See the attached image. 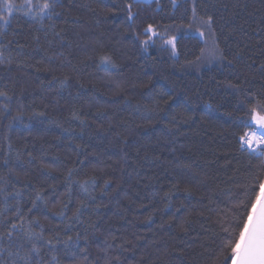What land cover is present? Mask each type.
Listing matches in <instances>:
<instances>
[{"label": "trees", "instance_id": "16d2710c", "mask_svg": "<svg viewBox=\"0 0 264 264\" xmlns=\"http://www.w3.org/2000/svg\"><path fill=\"white\" fill-rule=\"evenodd\" d=\"M12 2L0 264H223L222 224L264 179L239 142L264 105V0Z\"/></svg>", "mask_w": 264, "mask_h": 264}, {"label": "snow or ice", "instance_id": "6c2138e0", "mask_svg": "<svg viewBox=\"0 0 264 264\" xmlns=\"http://www.w3.org/2000/svg\"><path fill=\"white\" fill-rule=\"evenodd\" d=\"M53 7L54 0L53 2L44 0L37 15H46ZM128 7L129 19H132L131 5ZM0 8L11 14L13 11L12 0H0ZM0 20L7 22L4 16H0ZM204 23L210 29L211 17ZM147 33H151V35L142 41L145 46L154 43L153 37L159 36L160 39H163V35L157 33L152 25H148L145 30V34ZM200 36L203 37L204 33L201 32ZM166 43L173 44V41L170 40ZM173 53H175L174 44ZM0 95H4V93L0 92ZM245 116L249 118L242 120V126L250 128L252 131H246L240 136L241 148L247 145V149L253 153L264 152V148H254V145H264V105L253 106L250 111L245 113ZM253 125L256 127L253 128ZM245 195L246 198L235 205V214L232 220H225L222 224L224 233L222 250L226 258L223 264H227V261H230V264H264V179L257 177L254 186L248 188Z\"/></svg>", "mask_w": 264, "mask_h": 264}, {"label": "built area", "instance_id": "2783aa9c", "mask_svg": "<svg viewBox=\"0 0 264 264\" xmlns=\"http://www.w3.org/2000/svg\"><path fill=\"white\" fill-rule=\"evenodd\" d=\"M251 131H252V129L249 130L248 132H251ZM239 142H240V140H239ZM240 146H241V143H240ZM254 148H257V149L264 148V145H254ZM242 149L245 150L246 152L250 153V154L263 155V158H264V152H262V151H256L255 153H253L251 150L247 149V145H245L244 148H242Z\"/></svg>", "mask_w": 264, "mask_h": 264}, {"label": "water", "instance_id": "95a60500", "mask_svg": "<svg viewBox=\"0 0 264 264\" xmlns=\"http://www.w3.org/2000/svg\"><path fill=\"white\" fill-rule=\"evenodd\" d=\"M134 3L150 4L153 0H132Z\"/></svg>", "mask_w": 264, "mask_h": 264}]
</instances>
